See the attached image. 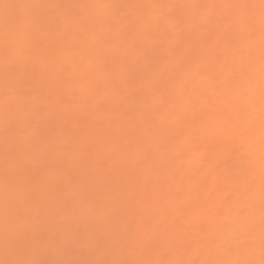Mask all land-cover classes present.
I'll return each instance as SVG.
<instances>
[{"label": "snow or ice", "instance_id": "1", "mask_svg": "<svg viewBox=\"0 0 264 264\" xmlns=\"http://www.w3.org/2000/svg\"><path fill=\"white\" fill-rule=\"evenodd\" d=\"M0 7L9 106L0 191L12 231L55 226V241L83 235L90 247L109 253L58 264H264V0H0ZM106 92L118 101L110 105ZM38 101L51 109L37 111ZM81 101L90 105L74 107ZM109 112L115 115L107 118ZM137 114L145 133L158 137L155 146L129 145L137 163L154 173L150 181L103 150L119 119ZM257 119L258 175L234 146L219 155L226 138L244 136ZM162 148L168 155L158 159ZM116 174L127 175L128 189L94 200L88 205L94 219L82 233L72 229L76 208L101 186L108 190ZM111 201H120L118 227L106 222ZM235 202L238 220L225 211ZM190 211L196 213L191 230L181 224ZM253 211L258 225L245 222ZM161 214L168 220L163 228L154 219ZM212 223L214 230L206 227ZM189 244L194 254L185 257L181 249Z\"/></svg>", "mask_w": 264, "mask_h": 264}, {"label": "bare ground", "instance_id": "2", "mask_svg": "<svg viewBox=\"0 0 264 264\" xmlns=\"http://www.w3.org/2000/svg\"><path fill=\"white\" fill-rule=\"evenodd\" d=\"M14 3H21L27 2L29 0H12ZM30 1H37L38 0H30ZM45 2V1H44ZM47 2L52 3H59L58 0H47ZM112 2H119L124 4H138V3H174V4H191V3H226L230 2V0H63L60 3H112ZM258 2V0H256ZM2 8V7H1ZM130 14H134L135 10H129ZM185 12L188 15L193 14V10L186 9ZM1 14V13H0ZM197 15L199 13H196ZM3 15V14H2ZM0 15V34L3 32V16ZM255 41L258 42L259 40V31H257L254 36L252 37ZM0 47H2V43H0ZM258 46L255 49V56L257 58V67H258ZM128 59L132 58L131 54H128ZM0 61H2V55H0ZM198 79V77H197ZM77 88L79 85L76 86ZM3 73L0 70V107L3 104ZM79 95V92H77ZM106 95L109 97V104L116 103L118 98L112 96L111 92H106ZM45 103V102H44ZM90 105V101H81L78 105L74 107L78 108H87ZM45 106L48 110L51 109L52 105L45 103ZM257 109L259 107L258 103L256 105ZM115 115V112H109L107 118H111ZM2 117H0V146H2L1 150L3 151V123ZM136 124L135 130H133L132 125ZM28 130V128H26ZM145 123L142 119L139 118L137 114L136 119H131L129 117H121L119 119V129L113 128L111 131L110 141L104 146L106 148V154L111 159H120L126 161L127 169L129 171L134 172L141 180L148 179L150 181L151 176L154 173H151L147 170V168L142 163H137L135 156L132 154L131 148L129 145H134L138 147H143L145 145H152L155 146L158 142V137L153 132L145 133ZM31 131V128L29 129ZM89 134H94V130H90ZM260 128L258 119L254 123V125L250 128L248 132L245 133L242 137H233V138H226L219 146V155L222 158L225 154V151L229 145H232L236 148V151L242 156L243 162L248 165L249 172H255L257 175L259 173V165H260V152H261V144H260ZM168 155V151L166 148H162L160 151L156 152V156L158 159L166 158ZM3 152H0V163L2 162ZM186 159V157H185ZM187 166V165H185ZM1 168V167H0ZM207 165L201 167L198 170V174H203L206 171ZM0 173H2V169H0ZM91 179V178H89ZM129 187L128 179L126 174H116L112 177L110 181V185L108 186V190L105 189L104 186H101L97 189L94 196L89 199L87 196L84 198V202L76 208L75 214L72 216V229L79 228L81 233L83 231L84 225L91 222L93 217V210L88 205H90L94 200H99L103 202L104 200H110L111 195H114L115 192H123L126 191ZM186 194V193H185ZM171 198L175 199L176 194H171ZM180 198H183L181 195ZM120 207V201H111L108 212L109 216L106 222H111L113 227H118L120 224V217L115 214V210ZM240 207V202L233 203L230 209H225L227 214L234 219H239L236 216V212ZM196 213L190 211L187 216L185 217L184 221L181 222L184 226H186L189 230H191L193 226V220ZM160 222L161 228H163L167 223L168 220L163 216V214L156 216L154 218ZM252 221L256 222L258 225V214L254 211L252 212L251 216L247 218L245 222ZM215 223L206 225L209 229H215ZM179 227V226H176ZM170 232L172 229H169ZM71 237V233L69 234ZM72 243L70 247L75 249V254L81 255L78 256L76 259L84 258L83 253L80 251L87 245L86 239H84L83 235H81L80 239L70 238ZM195 245L189 244L186 247L181 249V253L187 257L189 255L194 254ZM71 253V252H70ZM74 253V252H73ZM72 254V253H71ZM70 254V255H71Z\"/></svg>", "mask_w": 264, "mask_h": 264}, {"label": "clouds", "instance_id": "3", "mask_svg": "<svg viewBox=\"0 0 264 264\" xmlns=\"http://www.w3.org/2000/svg\"><path fill=\"white\" fill-rule=\"evenodd\" d=\"M0 70L3 73V59L0 61ZM7 85L3 78V104L0 107V117L4 118L7 110ZM6 210L3 192L0 191V264H8L13 261L30 260L34 264H58V262H77L84 260L105 259L108 252L103 249L90 247L87 243L86 247L80 251L84 258H70V252L75 249L70 247L72 241L66 239L57 242L53 239V233L58 229L55 226H49L37 233H29L26 231L14 232L10 228ZM23 239V245L14 243V241Z\"/></svg>", "mask_w": 264, "mask_h": 264}, {"label": "rangeland", "instance_id": "4", "mask_svg": "<svg viewBox=\"0 0 264 264\" xmlns=\"http://www.w3.org/2000/svg\"><path fill=\"white\" fill-rule=\"evenodd\" d=\"M18 0H16V2H17ZM47 2V0H38V2ZM55 1V0H54ZM59 1V3L62 1L63 2V0H58ZM65 1V0H64ZM6 2H8V3H14L12 0H6ZM34 1H27V2H24V3H33ZM35 2H37V1H35ZM21 3H23V2H21ZM0 15H4V9L3 8H1L0 7ZM2 15V16H3ZM3 19V18H2ZM0 43H2V41H0ZM36 108H37V111H39V112H44V111H46V110H48L47 108H46V106H45V103L43 102V101H38L37 103H36ZM30 127L28 128V130L25 128L24 129V133L25 134H27L28 132H30ZM1 148H2V146H0V152H3L2 150H1ZM104 150V152H106V148H104L103 149ZM0 169H2V162L0 163ZM72 253V254H71ZM70 254V258H77L78 256H81V255H77V254H75V252L73 253V252H71Z\"/></svg>", "mask_w": 264, "mask_h": 264}]
</instances>
